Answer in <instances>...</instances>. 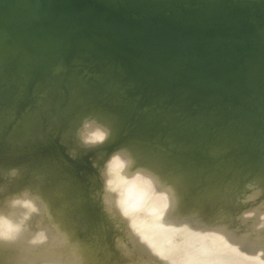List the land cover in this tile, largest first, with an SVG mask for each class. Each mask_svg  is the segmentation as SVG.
Returning a JSON list of instances; mask_svg holds the SVG:
<instances>
[{
    "label": "rangeland",
    "instance_id": "374dc122",
    "mask_svg": "<svg viewBox=\"0 0 264 264\" xmlns=\"http://www.w3.org/2000/svg\"><path fill=\"white\" fill-rule=\"evenodd\" d=\"M203 1L204 0H198L197 2H195V0H169V1L165 0V1H160L157 6L161 9L162 12L158 15L157 11L148 12V11L141 9V11H139L137 14L138 19L136 21V25L137 26H139V25L144 26V24H150L151 22H153L150 24V26H160L162 24L166 25L172 20V21H174V25L172 27L175 30V33L180 34V33H182V31L187 30L190 25L187 23V20H186L188 17L187 18L184 17V15H186L185 14L186 12L184 13L183 11H181L182 9H180L178 7V5H183L184 7L187 8V11H188L189 8H195V7L199 6ZM189 2H191V3H189ZM176 7H177V9H176ZM43 22H45V20H43ZM64 22H66V21H64ZM143 22H145V23H143ZM195 22H198V21L196 20ZM79 28H80L79 33L86 30L85 25H81V26H79ZM83 29H85V30H83ZM95 29L97 30V28H95ZM242 30H245V29H242ZM105 35L107 36V34H105ZM210 39H211V37H210ZM236 41L241 42L240 45H253V46H251V48H249V50L240 49L238 47L233 48V47L228 46V44H231L232 42L235 43ZM220 42L222 44L217 45V44H220ZM214 46H216V47L218 46V50L217 49L215 50V48L212 50V48ZM223 49L225 50L224 55L222 57L218 56L217 52L219 50L221 51ZM84 55L85 54H83L82 52L78 53L70 62H68L65 65H62L61 67H59L57 69H55V71H52L53 74L57 73L60 80H65V79L69 78L70 75H72L74 73H78L79 76H92L94 79L103 82L106 86L114 89L117 92V95L121 99H123V100L125 99V100H127L133 104L135 109H134V112L130 115L131 118L126 119L127 115L124 113V115H126V116H125V119L121 122L122 124L120 122H116V121H119L118 119L120 118L121 113H119L116 110L114 112L111 109V106L109 105V103H107L104 99L101 100L99 103L97 102V104H96V103L90 102L89 99H87V100L83 99L84 101H82L79 98H75L71 101H68L69 104H68V102H67V104H65V105H71V103H72V105L74 104L76 106L75 109L73 108V110L71 109V111H70V107H72V105L71 106H65V105H60V104L58 105V103L55 104L56 97H55L54 92L53 93L50 92L51 93L50 94V93H47L45 91L44 92L45 94L43 96H48L49 99L46 97V100H48V102L46 100H45L46 102L43 101L44 106L43 105L41 106L42 111L39 109L40 111H38L37 114H35L33 117L32 116L28 117L30 119L19 118L18 120H15V122H13L9 126L10 128H8L9 132L7 133V136H9V137L5 136V139L8 138L6 140H9V141H5V143L6 142H8L9 144L12 143L13 144V145H11L12 147H14L16 145L14 147L16 149H17V147L19 148L22 145L23 149L22 148L21 149L24 150L25 152L28 149V146H30L29 149H33V151H34V148H36L37 152H41V151L45 152V151H47L46 149L42 150L40 148L44 147V145H47V143L50 141V139H52V138L57 139V140H55L56 143H59L61 140L60 143H62L61 146H62L64 153L66 152L65 155H67V156L71 155V157L74 158L73 159L74 161L79 160L80 157L84 155V153H85V155H87V153L92 152V150L89 151L90 149H92V148H90V147H92V145H93V148H95L96 145H100V146L102 145L104 147L103 148V147L98 146L101 149H97L98 147L95 148L96 150L95 151L93 150V154H96V153L97 154L93 155L91 153L93 158H91L92 157L91 155L90 156L87 155V157H85V158H89L90 161H92V163L90 162L91 166H95L94 168H96L98 166V168H96V170L98 169L97 170L98 176L96 175L95 170L93 171V170L89 169L90 170V171L88 170L89 174L87 175V177H85V179H87L88 183L91 182L90 187H92V189H93V190L91 189L92 191H94L93 187L96 186L95 189L101 190V192L104 194L103 196H100L101 192L97 191V190H96L97 193L95 191V193L92 194V191L90 192V190H89L90 195L92 196L89 198L90 199L93 198L94 194H96L95 196L100 194L98 198L96 197L94 199L99 200V198L102 197L104 199V200L100 199V200H102V204L103 205L108 204V206L111 207V208H107L105 205L103 206L100 203L101 201L99 202V201L92 199L96 203L98 202L97 208H95V209H99V211H102L101 216L106 213L105 219H107V220H105V219L103 220L104 217H101V216L100 217L102 219L99 218V216H94V219L92 218V220L94 222H92V220H90L92 223L89 224L90 221H88L89 223H87L85 221L84 217L82 216V215H84V213H82L83 211L76 209L75 207L67 204L66 201H64L65 199H63L64 196H62L61 194H60V196L58 194L59 198H57L58 197L57 195H55L56 197L54 196V199H53V196L49 197L50 199L48 198L49 201L51 199H53L52 202H54V200H58V203L62 199L66 204L62 200H61V203L65 204L66 206L69 205V207L67 206L68 208L65 207V205H63L64 210L66 208H67V210L69 208L70 209L72 208V213L78 212L77 214H75L74 217L71 218V215H72L71 211L65 210L66 212L71 213L69 217L71 219L74 218L73 220H77V219H75V217L77 215L80 217V218L78 217L79 220H77L78 222L79 221L81 222L80 225H79L80 222L77 223V221H75L76 224H78L80 227L83 225L82 223L85 222L83 225L84 227L83 226L81 228L77 227V229L80 228V229H78L80 231L76 230L79 233L78 235H80V237L78 235L77 236L80 239H82V241L84 240L83 239V237H84L86 239L87 243L89 241L87 240L86 237L90 236L89 237L90 239L88 238L90 240L89 244H91L92 246H96L97 249L95 247H93V248H95L94 250H96L98 252H100V251L104 252L103 249L106 247L108 248V246H106V245L103 246V245L104 244L110 245V241L115 239V242L113 241L114 244H112V242H111V246H110V248H108V250H112L109 252L113 253V250L114 251L118 250L117 254H120L122 251H124L121 254L125 255L127 253L128 257L130 254H132L130 256L133 257L134 251H132L133 253H131L132 248H134L135 244H138V245L140 244L139 246L137 245L138 248L135 250L136 251L139 250V255L144 256L143 258L145 260L144 259L142 260L143 263L148 260V263L146 262L145 264H151V263L153 264L156 261H158V262H156L155 264H158L159 261H161V263L164 264V261L167 262L169 256L174 257V254L172 252L174 250L176 252V249H178V248H176V246L179 247L180 249H181V247L183 249L184 248L189 249L187 252V254H189V255L185 256L186 257L185 259H187L189 256V258H188L189 260H187L188 262H184V261L179 260L180 257L178 256L179 259H177V260H179L180 264H183V262L186 264H189V263L190 264H209V262L211 264H214L215 262H217L215 264H224V263L225 264H229V263H231V264H262L263 263L264 264V178H263L264 172L262 170L258 171V167H260L261 164H260V162H258L260 165L257 164L256 160H254L257 157H260L261 155L264 154V43H262L261 35L260 36L258 35L257 37L252 38V37H246V33H245V35H241L240 37H237V39L236 38L235 39H229L228 37L227 38L224 37L223 39H220L219 41H214L211 39V41L208 40L206 43H204V46H202L201 50H198V51L186 50L183 53V55H182L183 60L180 63V66L182 67V66L187 65L186 68H190L191 70H193V72H197L198 74L200 71H209V70L220 71V70L224 69L225 66H223L221 64V62H223L227 57H229V55L233 59L237 58L239 60V63H238V72L239 73L238 74L240 75L241 79L246 80L245 84L243 86H240V87L234 88V89H230L228 87H225L220 92L219 96H214L212 98H208V99H204V100H197V99H190V98L189 99H177V98L157 97L152 92H150L148 90L143 91V90H141V88L135 87L134 85L129 84L126 81L119 79L116 75L111 74L110 72L106 71L105 69L99 68L91 59H89L86 55L85 56ZM190 64L194 65V67H191ZM252 77L255 78V80H254L255 82L253 81ZM44 80H45L44 78H39L37 80L38 86L42 85L44 83ZM53 84L57 85L56 83H54V80H53V82H51L50 84L47 85L48 88H50L52 90V86H50V85H53ZM61 84L65 87L68 83H66V82L58 83V85L56 86L57 87L56 92L58 91L60 93V95H61V90H62ZM66 87L70 88V90H72L71 85L70 86L68 85ZM84 87H85L84 90L88 93V87L87 86H84ZM17 89H18L17 91H20V93L23 91L22 90L23 87L21 85H19ZM48 91H49V89H48ZM52 91H55V90H52ZM2 99L3 98H0V100H2ZM77 100H79V104H77L78 103ZM72 101L73 102L75 101V103H73ZM101 102H103V103H101ZM45 103H47L48 105L49 104H51V105L48 106L46 104L48 106L47 107L45 105ZM222 103L223 104L225 103V104L223 105ZM231 105L234 108L231 107ZM64 106L68 107V108H65ZM86 106L87 107L90 106L89 107L90 111L85 108ZM220 106H222V107H220ZM60 107H61V109H60ZM49 109H50V111H49ZM66 109H69V110L67 111ZM92 109H94V110H92ZM222 109H223V111H222ZM84 110L85 111L87 110L88 112L86 111V114H84L85 113ZM59 111L61 112V114ZM76 111L78 112V115L81 116L80 120H79V116L77 117L78 119L74 118L76 115ZM80 111H81V113H80ZM82 111H84V112H82ZM91 111L92 112L94 111V113L99 112L100 114L102 111L104 113L103 114L104 117H103V115H100L99 113L98 114L95 113V114H97V116L94 113H93V115H91L92 114ZM142 111H145L146 113H144V116L141 117L139 120L137 114L141 113ZM71 112H73V113H71ZM89 112H91V114ZM111 112H113V113H111ZM231 112H233V113H231ZM40 113L41 114L43 113L44 115L43 114L41 115ZM69 113H71L70 116H69ZM109 113H110V115H109ZM148 113H150L151 118H149L150 116L148 115ZM59 114H60V116H59ZM88 114L90 116H88ZM147 115H148V117H147ZM54 116L56 117V119ZM57 116H59V117L57 118ZM109 116H111L112 118L111 117L109 118ZM53 117H54V122L52 123ZM90 117L92 119L94 117L97 118V122L101 123L102 125L105 124V126L108 125L107 126L108 128L112 127L111 133L114 134V139L112 136L113 134L111 135V133L109 135H111L112 137L110 136L109 138L110 139L112 138L113 142L110 139H109L110 141L107 140L112 144L105 145V144H108L109 142L105 143V142H103V140L102 141H95V142L91 141V140L95 139V136L97 137V135L99 134L100 126H99V124L94 125L93 129H91L90 132L83 130V128L87 124L88 120L91 119ZM113 118H114V120H113ZM57 119H58V121H57ZM61 119H63V120L61 121ZM67 119L69 121H70V119L71 120L76 119L77 121H79V122H76V120H75L72 123L73 126L71 128L72 129L74 128L73 129L74 131L71 132L72 134L71 133L68 134L67 130H65V128H64L65 123L68 122ZM98 119H100L102 121H100V120L98 121ZM130 119H132V120L130 121ZM151 119L153 120V122H151ZM126 120L131 122V123L133 121V123H132L133 125L135 122V126L137 125L138 128L140 126L139 130L142 129L141 128L142 125L144 127H146L145 125L148 122H151V124L152 123L153 124L158 123L159 132L157 131V129L156 130L154 129V131H157V133L155 132V135H154L153 134L154 131H153V133L151 132L154 136L150 133L152 135V138H153V140L151 141V139H149V140L147 139L148 138L147 135H149V134L147 133V131H148L147 128H145L147 138L145 137V139L138 140V142H137V135H138L137 130L138 129L135 130V128L137 126L136 127L132 126L131 123L128 124V126H127V122H125ZM46 121H47V123H46ZM40 122H42V123H40ZM44 123L46 125H44ZM59 123H61V124L59 125ZM111 123H114V125H112ZM117 123L121 126H123V124L125 123L124 125H126L127 127L123 126V128L124 127L128 128L130 126H131L130 128H132V127L133 128L125 130L126 128L123 129ZM139 123H141V125ZM41 124H43V125L41 126ZM55 124H56V126H55ZM62 124H64V125H62ZM79 124H82V125H79ZM61 125H62V127H61ZM20 127H22V129ZM49 127H51V128H49ZM53 127H54V129L57 128V129H55L56 131L54 129H52ZM76 127H77V129H76ZM79 127H80V129H79ZM38 128L39 129L41 128L39 132H38ZM162 129H163V131H162ZM179 129H182V130L185 129L184 132H186V130L196 131V132L202 131L208 137L209 144L207 146V149L205 150V155H204L206 160H203V161L197 160V162L195 161L192 164L195 169L190 168V166H187L190 164H186L185 162H183V160H185L187 158L186 155H188V153L198 152V151H195V148H197L196 142L191 141L190 146L187 145L186 148L182 147L181 146L182 140L178 139V138H181V136H179L180 133L176 132V135L178 134V136H176V137L171 136V134L174 133L175 130H179ZM42 130L43 131H45V130L49 131V132L45 131V133L47 132L48 137L46 136V134ZM20 131H21V133H20ZM31 131L33 132L32 134L30 133ZM65 131H66V133H65ZM114 131L115 132L117 131V133H115ZM25 132H26V136H24ZM60 132L63 134H61ZM160 132H161V134H159V135H161V137H159V135H157ZM56 133L58 134V136ZM76 133H77V135H76ZM122 133H125V134H122ZM164 133H165V135H164ZM27 134H28V136H27ZM29 134H30V136H29ZM66 134H68V136H66ZM135 134H136V136H135ZM222 134H225V138L224 139L220 138V141L222 142L223 140L226 139L224 144L222 146H220L221 143L214 144L215 141L217 139H219V137ZM86 135L88 136V138ZM123 135L125 138L123 137ZM130 135L132 137L133 136L134 137L132 138ZM162 135H164V136H162ZM43 136L44 137L46 136V137L43 138ZM81 136H83V137H81ZM156 136H158V137H156ZM61 137L63 139H61ZM68 137H70V138H68ZM77 138L80 139V140H78L79 142H77ZM118 138H119V140H118ZM45 139L48 140L47 143H46L47 140H45ZM74 139H76V140H74ZM43 140H44V142L42 143ZM72 140L74 141V143L72 142ZM122 140H123V142H122ZM10 141H11V143H10ZM33 141L34 142L36 141V142L34 143ZM39 141H40V143H39ZM81 141H82L83 145L89 144L90 146L84 147L81 145L80 150H84V151H82V152L77 151V153H76V149H78V147H79L77 145H80ZM83 141H85V143H83ZM104 141H105V139H104ZM145 141H146V143H145ZM147 141L150 143L152 142V143L148 144ZM156 141H161V142H158L160 144L157 145V144H155ZM15 142H20L19 146ZM129 142L133 143V145H135V143L140 144L141 150L138 152L139 154L137 153L139 156L136 155V158L138 157L137 163L134 164L133 161H132V163H131V161H129L127 164L128 167L131 168V171L134 172L132 177L126 179L125 180L126 182L121 181L119 183L118 178H119V176L122 175L123 169H121L120 167H117V166H114V168H113L114 164H113L112 158L114 157V155H122V160H124L126 158V156L128 159L129 157L127 155V151L130 150V148L133 146ZM143 142H144V144H143ZM90 143H93V144H90ZM72 145L74 147H70ZM123 145L127 146L128 148L131 145L132 146L129 149L125 147L126 149L124 150ZM170 145L173 146V147L171 146V149H169ZM31 147H33V148H31ZM83 147H84V149H83ZM86 147L90 148V149H88L89 152H86L87 151ZM105 147H106V149H105ZM38 149H39V151H38ZM106 150H107V152H106ZM142 150L144 152H142ZM20 151H21L20 148L15 151L14 156L17 154L19 157L16 156V158H14L10 162L9 166H15V168H16V166L17 167L20 166L22 168L21 171H23V173L18 175L14 170H12V171H9L7 174H4V178H6V179L4 181V185L2 186L3 192H0V200H1L0 204L3 205V208L6 206L3 204L4 203L3 199L6 198V194L11 192V189L20 188L19 186L21 184H23L24 182L31 183L32 181L35 180V178L39 177V174L37 172L29 169L28 167L23 166V164H26L28 162V160L32 157V155L34 153H37V152L36 151L33 152L32 150L30 152H29V150H27L28 152H26V153L24 151L23 152L22 151L20 152ZM186 151H188V152L186 153ZM16 152H20V153H16ZM94 152H96V153H94ZM140 152H141V155H140ZM229 152H231L232 155L237 154L236 155L237 157L233 158L235 155L232 156L229 154ZM22 153H24V155H23L24 157H22L20 155ZM27 153H29V155H27ZM105 154H106L107 158L105 157ZM197 154H199V153H196V155ZM238 154H241V155L239 156ZM148 156L150 157V159ZM243 156H245L246 158H249L250 161L248 159L247 160L245 159L246 161H249V162H246V164H245V162H243L245 160L242 159ZM151 157L152 158L154 157V158L152 159ZM105 158L107 159V163H106L107 166L105 165L106 168L103 165L104 164L103 162L104 161L106 162V160H104ZM236 158H238L239 160L242 159L241 160L242 162L238 161ZM252 158H253V160H252ZM155 159H158V160L155 161ZM233 159L237 160L238 164ZM207 160L211 161L213 163L212 166L216 165V166H214V169H212V170L209 169L210 171L208 170V168H209L208 166H210L211 168H212V166ZM100 161L102 163H100ZM141 161H142V163H141ZM93 162H95V163H93ZM172 162H174V163H172ZM250 162H251V164H250ZM253 162L254 163L256 162V163L254 164ZM248 163H249V165H247ZM101 164L104 167H102ZM138 164H145L147 166H142V165H138ZM183 164L185 166H183ZM99 166H101L100 168L102 169V171L99 170ZM180 166L182 168H184V167L187 168L186 169L187 171L184 169L186 171V173H185V171H182L183 169L181 170ZM253 166H255L254 169H256V166H257V169L253 170L252 169ZM176 167L180 168L182 173L179 171V169L177 170ZM206 167H208V168L206 169ZM106 169H107V171H106L107 175H106V173H104V171ZM175 169L177 170V172L179 171L180 173L179 172L177 173ZM121 170H122V172L120 173L119 171H121ZM195 170H196L197 174L195 173L196 175L192 177V172H195ZM99 172L101 174L103 173L102 174L103 176L100 174L101 179H103L102 180L103 183L101 182ZM200 173H201V175H200ZM91 174L93 176H91ZM104 174L106 177H104ZM176 175H177V177H176ZM238 175H240V176L242 175L244 180L241 182H234V181L232 182V180H230L229 182L226 183V179L229 180L233 177H239ZM259 177H261V178H259ZM97 180L99 181V183ZM140 182L146 183L145 184L146 186L141 191L138 190V191H132L130 193L129 192L127 193V191L124 189V187L126 188L132 184H133V186H135V184L140 183ZM92 183H94L95 186ZM96 184H98L100 186L103 185V187H102L103 189H101L100 186L97 187ZM99 187H100V189H99ZM170 188L173 189L172 194L170 192H167L168 189H170ZM198 193H199V195H198ZM165 195H168V196L162 199V197H164ZM61 196L63 198H61ZM197 196H199V197H197ZM48 199H47V202H48ZM2 201H3V203H2ZM94 201H92V203ZM52 202L50 201L51 205H52ZM103 202H105V203H103ZM178 202H179V204H178ZM95 204H94V207H96ZM1 205H0V213H3V212H1V210H2ZM60 205H62V204H60ZM98 205H100L101 206L100 208H102L103 210H101L98 207ZM172 207H174L171 211L172 216L169 219H164V217L162 215V210L163 209H171ZM73 209L74 210L76 209V210L74 211ZM108 209H110V211H108ZM104 210H105V212H104ZM5 211H6V209H5ZM5 211H4V213H5ZM103 212H104V214H103ZM107 212H108V215L111 214L112 217H111V215L109 217L107 215ZM112 212L113 213L116 212L115 215L117 216V218H116V216L113 215ZM6 213H5L6 215H3V218L1 217L2 215L0 216L3 219V220H1L2 223L4 222L3 224H6V223L9 224L8 222L11 221L10 217H12V216L8 215V211ZM68 213H67V215H69ZM5 216H7V217H5ZM145 216H146V218H145ZM108 217H109V219L110 218H112V219L109 220ZM119 217L124 218V219H118ZM4 218H5V220H4ZM98 218H99V220H98ZM125 219L127 222L131 221L130 222L131 225L129 223H125L128 225H124L123 223L125 222ZM120 220H121V225H120ZM145 221H146V223H144V225H142V223ZM75 222H74V224H75ZM117 222H119L118 224L120 225V227H119V225H117ZM20 223H21V225L26 224V223L24 224V222H20ZM20 223L18 225H20ZM85 224L86 225L89 224L92 227H90L88 225L86 226ZM23 225H22V227H23ZM123 225L125 226V228H127V230L124 229ZM141 225L143 226L142 228H141ZM115 226H117V227H115ZM121 226H123V227H121ZM128 226H131V228H134V229L132 230ZM150 226L152 227V229H150L151 228ZM5 227H8V226L6 225ZM22 227L21 228H20V226L18 227V229H17L18 232H21V230L22 231L25 230L23 228L26 227V225L23 228ZM178 227H180V228H178ZM82 228L83 229L85 228L84 229L85 231L82 230ZM26 229L28 230V227H26ZM38 229L40 231L41 228H38ZM176 229H178V231H176ZM27 230H25V231H27ZM31 230L29 232H31V233L34 232ZM119 230H120V232H119ZM130 230H132L131 231L132 233L130 232ZM141 230H143V231H141ZM126 231L127 232L129 231L130 232V233H128L129 236L132 238L131 235H133V237H135L134 239H136V240H134L132 238L134 241L130 242V240H132V239L130 237H128V234H124V232L126 233ZM134 231H135V235H134ZM6 232H8V231H6ZM23 232L21 234H23ZM29 232H25L26 234L25 233L24 234L25 235L28 234V237H26V236L23 237L24 236V234H23V236L21 237L22 238L21 240L24 239L25 241H27V240L29 241V239H30L29 238L30 237ZM82 232L83 233L87 232V233H85L86 236H84V234ZM116 232H117V234H116ZM152 232L154 233L153 236L150 235V233H152ZM223 232H227V233H223ZM38 233L39 232H37V234ZM118 233L119 234L121 233L122 235L118 236ZM7 234L6 233L0 234V244L1 245L4 244V246L8 245V247L12 246V248H10V249H11V251L13 248L15 249V250H13L14 255L18 254L17 257L18 256L21 257L20 258L21 260L25 256L24 260L25 259L27 260L28 256L26 257V255L29 254V253H27L28 249H29V246H27V244L29 242L27 241V243H26L23 240V243H22V241L19 240L20 238L17 240L14 238L9 239L10 237H7L8 236ZM44 234H46V233H43L42 235H44ZM81 234L83 237L81 236ZM99 234H101V235H99ZM123 234L126 235V237ZM171 234H175V236L178 235V237H176L175 240L173 238V240L171 241L169 239L170 238L172 239V237H175V236H170ZM114 235H116V236H114ZM137 235L139 238L137 237ZM228 235L233 236L231 241L229 240L230 238L227 237ZM1 236L3 238H1ZM122 236L124 237L123 239H126L127 242H125V240H123V239L122 240L120 239ZM6 237H7V239H6ZM25 238L26 239L29 238V239L26 240ZM43 238H45V237L43 236ZM117 238H118V240L120 239L121 241L119 240V242H118ZM128 238L130 240H128ZM9 240H11V243L9 242ZM139 240H143V241L140 242ZM91 241L95 245H93L91 243ZM106 241H107V243H106ZM122 241H123V244L126 243L127 245L125 244L126 246L124 245V246L120 247ZM175 241H177L178 243ZM129 243H131L130 245H132V246H130ZM133 243H134V245H133ZM146 243H148V245H150V246L148 247V245ZM41 244H43V243H41ZM41 244H40V248L42 247ZM141 244H143L144 246ZM9 245H11V246H9ZM29 245H30V243H29ZM113 245H115V246L119 245L118 247H120V249H118V247H115V246H114V248L115 249L117 248V250H115L114 248L111 249V247ZM161 245L163 248L168 247L167 250L170 252H168L167 250L164 249V252H165L164 253L163 250H161L162 247L160 249ZM24 246L26 247V249ZM101 246L103 247V249H101ZM128 246L130 247L131 250H129ZM140 246L143 248L141 249ZM151 246L154 249L158 246L159 249L157 248L158 250L157 249L154 250L153 248H150ZM171 246H174L173 247L174 250L170 248ZM125 247H126V251L128 248L127 252L125 251ZM31 248H32V246H30V249ZM38 248L34 249V251H35L34 254L36 256L34 254H32V256H34V257L31 258L32 256H29L28 260L30 259V261H31L32 259L37 257L38 253H36V252H37ZM147 248H150L149 250L151 253L149 252V250ZM143 249L147 250V251H145V254H143L144 252L141 251ZM151 249H153L155 252L152 253ZM180 249H178V251H181ZM24 250H26L25 253H27V254L24 253ZM104 250H106V249H104ZM140 251L142 253H140ZM129 252H130V254H129ZM148 252H149L150 256H149V254H146ZM156 252H162V255H160L161 253L157 254ZM19 253L20 254L23 253L22 254L23 257L21 255H19ZM105 253H107V252L105 251L104 254ZM136 253L137 252H135L134 255L139 256ZM165 254L168 256V258L166 257L167 260H165V257H163V256H166ZM212 254H214V255H212ZM247 254H251L253 256V259H244V258L238 257V256L242 257L244 255L246 256ZM146 256H148L149 259H147ZM152 256H155V257L159 256V257H157V259L158 258H160V259L154 260L155 257L152 258ZM12 257L14 258L16 256H11L10 258H12ZM19 257L15 260L9 259V262H8V259L4 260L7 263L4 261H0V264H19V263L25 264V261L24 260L21 261L19 259ZM125 257H127V256L125 255ZM161 257H162V259H164V261L161 260ZM173 257L171 259H173ZM204 257L206 260H202V259H204ZM227 257H229V258H227ZM209 259H211V260H209ZM223 259L228 260V261H224ZM18 260H20V262ZM150 260H153L154 262L150 261ZM218 260H220V261L218 262ZM30 261H27V263H29ZM35 261H33V262L31 261L30 263L35 264L37 262V261L36 262ZM174 261H175V259H174ZM17 262H19V263H17ZM149 262H151V263H149ZM161 263H159V264H161ZM167 263L169 264V262H167ZM170 263L176 264L175 262H170Z\"/></svg>",
    "mask_w": 264,
    "mask_h": 264
},
{
    "label": "bare ground",
    "instance_id": "6f19581e",
    "mask_svg": "<svg viewBox=\"0 0 264 264\" xmlns=\"http://www.w3.org/2000/svg\"><path fill=\"white\" fill-rule=\"evenodd\" d=\"M257 4L261 7V8H264V0H246L245 1V3H242L241 2V0H218V1H213V2H211L210 0H204L199 6H197V7H195V8H189L188 9V11H187V8L186 7H184L183 5H178V7L180 8V9H182L181 11H183L186 15H184V17H188L186 20H187V23L190 25L189 26V28L187 29V30H185V31H182V33H180V34H176L175 33V30L173 29V25H174V21H170L168 24H166V25H160V26H150V24L151 23H153V22H151L150 24H144V26H137L136 24L133 26V25H131V26H133V27H131V28H129V29H104V28H101V27H99V26H95V25H91L89 22H88V20L86 19V17L84 16V15H75L71 10L70 11H68V10H62V11H59V12H56V13H49V15L47 14V15H40L37 19H39V20H41L42 22H43V20H45V22H44V24L46 23V24H48V26H51V28H53V29H50V27H46V29L44 30V32L46 33V35H53V36H58V35H60V34H62V32H69V29H72L73 30V32H71V33H73V34H78L79 33V31H80V28H79V26H81V25H85V27H86V29L87 30H85V31H87V32H90L89 30H93V32H95L96 31V29L95 28H97V30H102V31H104V30H107L106 32H101L102 33V35H105V34H107L108 35V37H109V35H110V37H112V39H114L116 42L118 41V38H121V40H122V38H124V45L123 46H128V45H132L134 48L135 47H137L139 50H141V52L142 53H144V54H146V55H148V56H150V57H152V58H154V59H159V57L160 58H162V59H173V60H175V62H177L179 65H180V63L182 62V55H183V53L186 51V50H193V51H198V50H201V48H202V46H204V43H206L208 40H210L211 41V39L212 40H214V41H219L220 39H223L224 37H228L229 39H235V38H237V37H240L241 35H245V33H246V37H252V38H255V37H257L258 35L260 36L261 35V31H260V26L258 27V26H256V25H254V23H253V21H251L252 20V18H251V16H254V15H259L258 17H264V11H262V10H258V7H257ZM243 7H245V8H243ZM178 8V9H179ZM186 8V9H185ZM246 8H248V9H246ZM176 9H177V7H176ZM179 9V10H180ZM221 14H224L225 16L226 15H229L230 17H232L231 18V22H230V25L229 26H227L226 27V25H225V23L222 21V20H220V21H218V16L219 15H221ZM35 16V15H34ZM36 17V16H35ZM260 17V18H261ZM198 21V22H195V21ZM209 20H210V22H209ZM64 21H66V22H64ZM190 22V23H189ZM200 22V23H199ZM143 23H145V22H143ZM232 24V25H231ZM197 26H200L199 28L197 27ZM48 29V30H47ZM89 29V30H88ZM134 29V30H133ZM242 29H245V30H242ZM95 30V31H94ZM48 31V32H47ZM98 32V31H97ZM96 32V33H97ZM50 33V34H49ZM244 33V34H243ZM106 36V35H105ZM210 37H211V39H210ZM120 40V39H119ZM117 43H119V42H117ZM200 52V51H199ZM85 56V55H84ZM81 57V56H80ZM88 59V58H87ZM80 60V59H79ZM86 60V59H85ZM91 61V60H90ZM191 65V67H194V65H192V64H190ZM97 80H93V81H91V83L92 84H90V85H85L84 84V82L82 81V80H80V79H77V81L76 82H74V84H72L71 83V91H77L75 88H79L80 90H84V86H87L88 87V97H86L85 99L87 100V99H89L90 100V102H93V103H96L97 104V102L99 103L101 100H103L104 98H102L101 97V95L99 94V93H97L98 91H96L93 87H94V84L93 83H101V82H96ZM56 86V85H55ZM53 90H55V89H53ZM54 94H55V97H56V102H57V100H58V98H59V96H60V93L57 91H55L54 92ZM0 98H2V95H0ZM49 99V98H48ZM47 102H48V100H46ZM45 101V102H46ZM78 101V103L77 104H79V100H77ZM82 101H84V100H82ZM39 102V101H38ZM52 102V101H51ZM50 102V103H51ZM54 102V101H53ZM73 102V101H72ZM105 102V101H104ZM73 103H75V101L73 102ZM101 103H103V102H101ZM47 103H45V105H46ZM68 104H69V102H68ZM91 104V103H90ZM223 104V103H222ZM225 104V103H224ZM223 104V105H224ZM43 105V104H42ZM42 105H40L39 107V109L41 110V106ZM48 105V104H47ZM46 105V106H47ZM49 105H51V104H49ZM48 105V106H49ZM58 105H59V103H58ZM71 105H72V103H71ZM71 105H65V106H71ZM47 106V107H48ZM64 106V107H65ZM63 107V106H62ZM89 107L90 106H86L85 108L86 109H88L89 111H90V109H89ZM92 107V106H91ZM220 107H222V106H220ZM231 107H233L232 105H231ZM65 108H68V107H65ZM64 108V109H65ZM73 108L75 109L76 108V106L73 104L72 105V107H70V111H71V109L73 110ZM93 108V107H92ZM234 108V107H233ZM238 108V107H237ZM44 109V108H43ZM53 109V108H52ZM60 109H61V107H60ZM59 109V110H60ZM67 111L69 110V109H66ZM92 110H94V109H92ZM101 110V109H100ZM241 110V109H240ZM42 111V110H41ZM49 111H50V109H49ZM53 111V110H52ZM62 111V110H61ZM85 111V110H84ZM84 111H82V112H84ZM87 111V110H86ZM86 111H85V113L84 114H86ZM222 111H223V109H222ZM225 111V110H224ZM60 112V111H59ZM63 112V111H62ZM88 112V111H87ZM92 112V111H91ZM91 112H89L90 114H91ZM48 113V112H47ZM52 113V112H51ZM50 113V114H51ZM57 113V112H56ZM55 113V114H56ZM71 113H73V112H71ZM71 113H69V116H70V114ZM80 113H81V111H80ZM93 113H94V111L92 112V114L91 115H93ZM95 113H97V112H95ZM94 113V114H95ZM99 113V112H98ZM97 113V114H98ZM111 113H113V112H111ZM231 113H233V112H231ZM41 114V113H40ZM43 114V113H42ZM41 114V115H42ZM60 114H61V112H60ZM60 114H59V116H60ZM83 114V113H82ZM81 114V115H82ZM97 114H95L96 116H97ZM100 114V113H99ZM104 113L101 111V114L100 115H103ZM108 114V113H107ZM118 114V113H117ZM44 115V114H43ZM46 115V114H45ZM109 115H110V113H109ZM114 115V114H113ZM116 115V114H115ZM120 115V114H119ZM34 116V115H33ZM32 116V117H33ZM59 116H57V118L59 117ZM79 116V120L81 119L80 117V115H78V112L76 111V115H75V117L74 118H76V119H78L77 117ZM83 116V115H82ZM88 116H90L89 114H88ZM95 116V117H96ZM107 116V115H106ZM125 116L126 115H122L121 114V116H120V118L118 119L119 121H116V122H122L124 119H125ZM40 117V116H39ZM44 117V116H43ZM55 117V116H54ZM54 117H53V120H52V123L54 122ZM91 118L90 120H88V122H87V124L85 125V127L83 128V130H85V131H88V132H90L91 131V129H93V126L94 125H97V124H99V126H100V128H99V134L97 135V137L95 136V139H93V140H91L92 142H95V141H102L103 140V142H105V143H108L110 140H112V142H113V139H114V134L113 133H111V129H112V127L110 128H108L107 126H105V124H101V123H99V122H97V118ZM103 117H104V115H103ZM111 116H109V118H110ZM112 118V117H111ZM128 117L126 116V119H127ZM129 118H131V116H129ZM28 119H30V118H28ZM32 119V118H31ZM50 119V118H49ZM52 119V118H51ZM55 119H56V117H55ZM73 119V118H72ZM75 119V120H76ZM84 119V118H83ZM101 119V118H100ZM100 119H98V121L100 120ZM134 119V118H133ZM18 120V119H17ZM44 120V119H43ZM60 120V119H59ZM63 119H61V121H62ZM66 120V119H65ZM68 120V119H67ZM75 120H71L70 119V121L68 120V122L67 123H65V125L64 124H62V125H64V128H65V130H67V133L68 134H70L71 132H73L74 130V128L72 129L71 127L73 126V122L75 121ZM107 120V119H106ZM113 120H114V118H113ZM132 119H130V121H131ZM57 121H58V119H57ZM60 121V122H61ZM100 121H102V120H100ZM15 122V121H14ZM76 122H79V121H77L76 120ZM75 122V123H76ZM111 122V121H110ZM125 122H127V126H128V124H130L131 122H129V121H125ZM23 123V122H22ZM40 123H42V122H40ZM46 123H47V121H46ZM57 123V122H56ZM74 123V124H75ZM132 123H133V121H132ZM131 123V124H132ZM61 123H59V125H60ZM112 125H114V123H111ZM118 124V123H117ZM122 124V123H121ZM125 124V123H124ZM123 124V126H126V125H124ZM140 125H141V123H139ZM14 125V124H13ZM43 124H41V126H42ZM44 125H46L45 123H44ZM51 125V124H50ZM62 125H61V127H62ZM79 125H82V124H79ZM119 125V124H118ZM155 125H156V123H155ZM40 126V127H41ZM54 126V125H53ZM55 126H56V124H55ZM111 126V125H110ZM119 126H121V125H119ZM123 126H121L122 128H123ZM126 126V127H127ZM132 126H135V122H134V125L132 124ZM137 126V125H136ZM135 126V127H136ZM145 126H147V124L145 125ZM14 127V126H13ZM16 127V126H15ZM23 127V126H22ZM22 127H20L21 129H22ZM26 127V126H25ZM52 127V126H51ZM51 127H49V128H51ZM82 127V126H81ZM120 127V128H121ZM126 127H124V128H126ZM131 127V126H130ZM130 127H128V128H126L125 130H127V129H132V128H130ZM144 126L142 125L141 126V130H139V128H140V126H139V128H138V126L135 128V130L136 129H138L137 130V132H138V135H137V142H138V140H141V139H145V137H146V127H144ZM10 128V127H9ZM27 128V127H26ZM116 128V127H115ZM123 128V129H124ZM41 129V128H40ZM40 129L38 128V132L40 131ZM47 129V128H46ZM52 129H54V127L52 128ZM55 129H57V128H55ZM54 129V130H55ZM72 129V130H71ZM76 129H77V127H76ZM79 129H80V127H79ZM122 129V130H123ZM27 130V129H26ZM49 130V129H48ZM48 130H45V131H47V132H49ZM59 130V129H58ZM121 130V129H120ZM156 130V129H155ZM161 130V129H160ZM37 131V130H36ZM35 131V132H36ZM43 131V130H42ZM45 131H43L44 133H45ZM52 131V130H51ZM50 131V132H51ZM56 131V130H55ZM64 131V130H63ZM154 131V130H153ZM153 131H152V133H153ZM158 132H159V130H157ZM157 131H154V135H155V132L157 133ZM162 131H163V129H162ZM165 131V130H164ZM169 131V130H168ZM9 132V130H8V128H7V132L4 134V136H0L1 138H0V192H3V185H4V181H5V179L6 178H4V174H7L9 171H12V170H14L18 175L19 174H21V173H23V171H21V167L20 166H16V168H15V166H9V164H10V162L14 159V158H16V156H18L17 154L14 156V153H15V151L16 150H18L19 148H20V150L23 152L24 150H22L23 148V146L21 145V147H17V149L16 148H14V147H12L11 145H13L12 143H11V141H10V143L11 144H9L8 142H6L5 143V141H9V140H6V139H8V138H6L5 139V136H7V133ZM15 132V131H14ZM29 132V131H28ZM27 132V133H28ZM47 132L45 133L46 134V136H47ZM115 132V131H114ZM122 132V131H121ZM126 132V131H125ZM136 132V133H137ZM174 132V131H173ZM20 133H21V131H20ZM31 134L33 133L32 131L30 132ZM37 133V132H36ZM52 133V132H51ZM58 133V132H57ZM56 133V134H57ZM61 133V132H60ZM65 133H66V131H65ZM78 133V132H77ZM77 133H76V135H77ZM111 133V135L113 136V139L111 138H109L111 135H109ZM115 133H117V131L115 132ZM130 133V132H129ZM133 133V132H132ZM151 133V134H152ZM35 134V133H34ZM33 134V135H34ZM41 134V133H40ZM61 134H63V133H61ZM68 134H66V136H68ZM72 134V133H71ZM122 134H125V133H122ZM134 134V133H133ZM151 134H149V135H147L148 136V138H149V136L151 135ZM152 134V135H153ZM159 134H161V132L160 133H158L157 135H159ZM163 134V133H162ZM38 135V134H37ZM49 135V134H48ZM82 135V134H81ZM94 135V134H93ZM127 135V134H126ZM152 135L150 136L151 138H152ZM153 135V136H154ZM164 135H165V133H164ZM164 135H162V136H164ZM24 136H26V132H25V135ZM27 136H28V134H27ZM29 136H30V134H29ZM35 136V135H34ZM41 136V135H40ZM45 136V137H46ZM52 136V135H51ZM57 136H58V134H57ZM71 136V135H70ZM74 136V135H73ZM87 136V135H86ZM111 136V137H112ZM116 136V135H115ZM120 136V135H119ZM131 136V135H130ZM135 136H136V134H135ZM177 136H178V134H177ZM179 136H181V134L179 135ZM7 137H9V136H7ZM38 137V136H37ZM44 136H43V138H45ZM48 137V136H47ZM76 137V136H75ZM81 137H83V136H81ZM92 137V136H91ZM107 137V138H106ZM123 137H124V135H123ZM122 137V138H123ZM132 137V136H131ZM134 137V136H133ZM132 137V138H133ZM156 137H158V136H156ZM155 137V138H156ZM159 137H161V135H159ZM39 138V137H38ZM42 138V139H43ZM52 138V137H51ZM68 138H70V137H68ZM74 138V137H73ZM80 138V137H79ZM87 138H88V136H87ZM90 138V137H89ZM125 138V137H124ZM131 138V139H132ZM147 138V137H146ZM147 138V139H148ZM14 139V138H13ZM61 139H63L62 137H61ZM65 139V138H64ZM81 139V138H80ZM80 139H78L77 138V142H79L78 140H80ZM104 139H105V141H104ZM110 139V140H109ZM31 140V139H30ZM38 140V139H37ZM45 140H47V139H45ZM68 140V139H67ZM74 140H76V139H74ZM107 140H109V141H107ZM116 140V139H115ZM114 140V141H115ZM118 140H119V138H118ZM135 140V139H134ZM152 140H153V138H152ZM14 141V140H13ZM41 141V140H40ZM40 141H39V143H40ZM59 141V140H58ZM61 141V140H60ZM69 141V140H68ZM107 141V142H106ZM121 141V140H120ZM127 141V140H126ZM162 141V140H161ZM164 141V140H163ZM34 142V141H33ZM32 142V143H33ZM36 142V141H35ZM34 142V143H35ZM44 142V140L42 141V143ZM48 142V140L46 141V143ZM65 142V141H64ZM72 142L74 143V141L72 140ZM71 142V143H72ZM89 142V141H88ZM117 142V141H116ZM122 142H123V140H122ZM128 142V141H127ZM142 142V141H141ZM148 142V141H147ZM9 145H8V144ZM15 143H17V145L19 146V144H20V142H15ZM22 143V142H21ZM30 143V142H29ZM33 143V144H34ZM72 143V144H73ZM83 143H85V141H83ZM87 143V142H86ZM99 143V142H98ZM101 143V142H100ZM129 143H131V142H129ZM145 143H146V141H145ZM150 142H148V144H149ZM152 143V142H151ZM150 143V144H151ZM156 143H158V142H156ZM171 143V142H170ZM174 143V142H173ZM24 144V143H23ZM66 144V143H65ZM88 144V143H87ZM90 144H93V143H90ZM104 144V143H103ZM109 144H112V143H108V144H105V145H109ZM123 144V143H122ZM132 145H133V143H131ZM142 144V143H141ZM143 144H144V142H143ZM172 144V143H171ZM29 145V144H28ZM42 145V144H41ZM44 145V144H43ZM90 146L89 144L88 145H83L82 144V141L80 142V145H77V146H79L78 147V149H76V153H77V151H84V150H80L81 149V147L80 146ZM104 145V146H105ZM114 145V144H113ZM128 145V144H127ZM131 145V146H132ZM146 145V144H145ZM27 146V145H26ZM36 146V145H35ZM45 146V145H44ZM66 146V145H65ZM98 146H100V145H96V147L95 148H97ZM124 146V145H123ZM122 146V147H123ZM130 146V145H129ZM130 146V147H131ZM217 146V145H216ZM25 147V146H24ZM70 147H74L73 145L72 146H70ZM84 147H83V149H84ZM100 147H103L102 145L100 146ZM100 147H98L97 149H101ZM107 147V146H106ZM106 147H105V149H106ZM109 147V146H108ZM128 148L127 146H124V150L126 149V148ZM129 147V148H130ZM185 148H186V146H184ZM218 147V146H217ZM220 147V146H219ZM22 148V149H21ZM30 148V146H28V149L27 150H29V152L32 150L33 151V149H29ZM31 148H33V147H31ZM38 148V147H37ZM66 148V147H65ZM87 148V147H86ZM85 148V149H86ZM90 148H92V149H90ZM90 148H87V151L86 152H89V151H91L92 150V152H89V153H92L93 154V150L95 151L96 149L95 148H93V145H92V147H90ZM104 148V147H103ZM111 148V147H110ZM128 148V149H129ZM191 148V147H190ZM14 149V150H13ZM16 149V150H15ZM26 149V148H25ZM40 149H42V147L40 148ZM88 149H90L89 151H88ZM104 149V150H105ZM26 150V152H28ZM43 150V149H42ZM67 150V149H66ZM108 150V149H107ZM107 150H106V152H107ZM121 150V149H120ZM141 150V148H140V144H137V143H135V145H133L131 148H130V150H128L127 151V155H128V159H127V156H126V158L124 159V160H122V155H114V157L112 158L113 159V168H114V166H117V167H120L121 169H123V173H122V175L121 176H119V183L121 182V181H124V182H126L125 180L126 179H128V178H130V177H132V175H133V171H131V168L130 167H128V162L129 161H131V163H132V161L134 162V164H136L137 163V158H136V155H138L139 153V151ZM14 151V152H13ZM20 151V152H21ZM34 151H36L37 152V150H36V148H34ZM33 151V152H34ZM38 151H39V149H38ZM70 151V150H69ZM68 151V152H69ZM102 151V150H101ZM117 151V150H116ZM119 151V150H118ZM182 151V150H181ZM20 152H16V153H20ZM25 152V151H24ZM25 152V153H26ZM75 152V151H74ZM80 152V153H81ZM142 152H144L143 150H142ZM66 153V152H65ZM70 153V152H69ZM84 153V152H83ZM94 153H96V152H94ZM114 153V152H113ZM138 153V154H137ZM31 154V153H30ZM68 154V153H67ZM79 154V153H78ZM92 154H90L91 156H92ZM97 154V153H96ZM96 154H93V155H96ZM145 154V153H144ZM229 154L230 155H232L231 154V152H229ZM22 157H24L23 155H24V153H22V154H20ZM27 155H29V153H27ZM81 155V154H80ZM84 155H85V153H84ZM83 155V156H84ZM89 155V156H90ZM111 155V154H110ZM140 155H141V152H140ZM148 155V154H147ZM220 155V154H219ZM223 155V154H222ZM235 155V154H234ZM234 155H232V156H234ZM237 155V154H236ZM234 156L233 158H235V157H237V156ZM239 156L241 155V154H238ZM69 156H71V155H69ZM83 156H81V157H83ZM86 156V155H85ZM139 156V155H138ZM238 156V157H239ZM19 157V156H18ZM105 157L107 158V156H106V154H105ZM141 157V156H140ZM149 157V156H148ZM155 157V156H154ZM153 157V158H154ZM224 157V156H223ZM245 156H243L242 157V159H246V157L244 158ZM29 158V157H28ZM85 158V157H84ZM91 158H93V156L91 157ZM104 159V160H106V162L104 161L103 163V165L105 166H107V159ZM119 158V159H118ZM142 158V157H141ZM140 158V159H141ZM152 158V157H151ZM152 158V159H153ZM20 159V158H19ZM86 159V158H85ZM88 159V161H89V163H88V167H89V169L90 170H95V172H96V175L98 174L97 173V170H96V168H98V166L96 167V168H94L95 166H91V164H90V162L92 163V161H90V159L89 158H87ZM149 159H150V157H149ZM151 159V160H152ZM238 161H241V160H239L238 158H236ZM97 160V159H96ZM142 160V159H141ZM158 159H155V161H157ZM233 160H235V159H233ZM237 160H235V162L237 163L238 161ZM247 160V159H246ZM243 161V162H245V164H246V162H249V161ZM252 160H253V158H252ZM254 160H256V159H254ZM80 160H77V161H74V162H79ZM143 161V160H142ZM142 161H141V163H142ZM242 162V161H241ZM256 162H257V164H259L258 163V161L256 160ZM255 162V163H256ZM62 161L61 160H59V158L57 159V156H56V154H55V152H52L51 150H49V151H41V152H37V153H34L33 155H32V157L28 160V162L26 163V164H23V166H25V167H28L29 169H31V170H33V171H35V172H37L38 174H39V177L38 178H35V180L34 181H32L31 183H29V182H24L23 184H21L19 187L20 188H14V189H11V192L10 193H8V194H6V198H4L3 200H4V203H3V201H2V203L4 204V205H6L4 208L6 209V211H5V209L3 208V205H1V207H2V210H1V212H3L4 213V211H5V213L8 211V215H10V216H12V217H10L11 218V221L10 222H8L9 224H3L2 222H1V220H3L2 218H3V215H6L5 213L3 214V213H0V216L2 217H0V234H7L8 236L7 237H10L9 239H12V238H14V239H19V240H21L22 238V236H23V234L25 233V232H29L31 229V231H34V232H29L30 233V239L29 238H27V239H29V243H30V245H29V243L27 244V246H29V249H28V252L27 253H29L28 255H26V257L28 256H32V254H34V249H36V248H38L37 249V252L36 253H38V255H37V257H35L34 259H32L31 261L33 262V261H35L36 263L35 264H145L146 262L148 263V260L146 261V262H142V260L144 259L143 257V255L142 256H140L139 255V250L138 251H136L135 249H137L138 248V246L140 245H138V244H135V246H134V248H132V250L130 249V247H129V250H131V253H133L132 251H134V253L135 252H137L136 254L137 255H139V256H135L134 255V253H133V257H131L130 255H132V254H130V252H129V257H128V255H127V253L125 254L127 257H125V255L124 254H121L122 252H124V251H120L121 253L120 254H117V248L115 249L114 248V246L115 245H113L112 247H111V249H115V250H117V251H114L113 250V253H110L109 251H112V250H108V248H110V246H111V242H112V244H114L113 243V241L115 242V239H113V240H109L110 241V245H108V244H104L103 246H108V248L106 247V248H104V249H106V250H104L103 249V247L101 246V249H103V251L105 252H107V253H105L104 254V252H98V251H96V250H94L95 248L97 249V247L96 246H92L91 244H89L90 243V236H88V237H86L87 238V240L89 241L88 243L86 242V239L82 236V234H81V236L83 237V241H82V239H80L79 237H80V235H78L79 233L76 231V230H78V229H80L83 225H84V223L85 222H83L82 224V226L80 227L79 225L81 224V222L79 223L77 220H79V216L77 215L76 217H75V219H77V220H73V219H71L72 217H74L75 216V214H77L78 212H73L72 213V208L70 209H68L69 211H71V213H72V215H71V218L69 217L70 216V214L71 213H68V212H66L65 210H67V208L69 207V205L70 206H73V207H75L76 209H79V210H81V211H83L82 213H84V215H82L83 217H84V219H85V221L87 222V223H89L88 221H90V220H92V218L94 219V216H99V218H101V217H104L103 218V220L105 219V215H106V213L104 214V212H105V210H104V212H103V214L104 215H102L101 216V212L102 211H99V209H95V208H97V203L94 201V200H96V201H101L100 203L102 204V200H104L102 197L101 198H99V200H97V199H94V198H98L99 197V195L100 196H103L104 194L101 192V190H97V189H95L96 188V186L94 185V183H92L95 187H93L94 188V191H92L93 189H92V187H91V189H89L90 190V192L92 191V194L93 193H95V191L97 190V191H100L101 193L99 194V195H97V196H95L96 194H94L93 195V198H89V197H92L91 195H90V192H89V190H86L85 188H84V184L83 183H81L76 177H74L71 173V167H73L72 165L73 164H71L70 162H69V165H71V166H68L66 163H64L63 164V166H62ZM73 163V162H72ZM93 163H95V162H93ZM100 163H102L101 161H100ZM110 163V162H109ZM172 163H174V162H172ZM254 163V162H253ZM254 163V164H255ZM75 164V163H74ZM238 164V163H237ZM250 164H251V162H250ZM261 164V165H260ZM259 165H260V167H258V171L259 170H262L263 172H264V163H260ZM93 165V164H92ZM99 165V164H98ZM138 165H142V166H147V165H145V164H138ZM247 165H249V163L247 164ZM101 166H102V164H101ZM101 166H99V170H101L102 171V169L100 168ZM104 166H102V167H104ZM106 166H105V168H106ZM175 166V165H174ZM182 166V165H181ZM180 166V167H181ZM183 166H185L184 164H183ZM237 166V165H236ZM235 167V166H234ZM249 167V166H248ZM254 167L255 166H253V170H256L257 169V166H256V169H254ZM74 168V167H73ZM94 168V169H93ZM80 169H83L82 167L80 168ZM88 169V170H89ZM116 169V168H115ZM146 169V168H145ZM176 169L178 170L179 169V171L181 172V170L182 171H185L187 168H182L181 167V170H180V168H177L176 167ZM175 169V170H176ZM185 169V170H184ZM84 170V169H83ZM89 170V171H90ZM177 170H176V172H177ZM18 171V172H17ZM100 171V172H101ZM107 169L104 171V173H106V175H107ZM178 171V172H179ZM187 171V170H186ZM186 171H185V173H186ZM232 171V170H231ZM245 171V170H244ZM92 172V171H91ZM94 172V173H95ZM99 172V176H100V179H101V175L103 174H101ZM120 173L122 172V170L121 171H119ZM177 172V173H178ZM179 172V173H180ZM249 172V171H248ZM182 173V172H181ZM88 174V173H87ZM101 174V175H100ZM91 176H93L92 174H91ZM98 176V175H97ZM103 176V175H102ZM87 177V176H86ZM95 177V176H94ZM104 177H106L105 176V174H104ZM176 177H177V175H176ZM98 178V177H97ZM103 178V177H102ZM259 178H261V177H259ZM264 178V177H263ZM262 178V179H263ZM92 180V179H91ZM90 180V181H91ZM99 180V179H98ZM97 180V181H98ZM103 179H101V182L103 183V181H102ZM128 181V180H127ZM95 182V181H94ZM12 183V182H11ZM91 183V182H90ZM89 183V184H90ZM96 183V182H95ZM98 183H99V181H98ZM107 183V182H106ZM146 183L145 182H140V183H137V184H135V186H133V184L132 185H130V186H128V187H124V189L127 191V193L129 192H132V191H141L142 189H144V187L146 186L145 185ZM97 185V187L98 186H100V185H98V184H96ZM101 187V189H103L102 187H103V185L102 186H100ZM100 187H99V189H100ZM97 191H96V193H97ZM172 191H173V189H168V191L167 192H170L171 194H172ZM58 194H59V196H60V194L62 195V196H64V198L61 196V198H63V199H65L64 201H66V203L67 204H69V205H65V204H63V203H61V200H60V202L58 203V200H54V202H52V200L54 199V196L55 195H57L58 196ZM90 195V196H89ZM198 195H199V193H198ZM51 196H53V199H51L50 201L52 202V205H51V203H50V201H49V197H51ZM59 196L57 197V198H59ZM95 196V197H94ZM168 195H165L164 197H162V199L163 198H165V197H167ZM56 197V196H55ZM197 197H199V196H197ZM49 198V199H48ZM47 199H48V202H47ZM92 199H94V200H92ZM100 199H102V200H100ZM94 201L93 203H92V201ZM179 201V200H178ZM0 203H1V200H0ZM6 203V204H5ZM103 203H105V202H103ZM54 204V205H53ZM60 204H62V205H60ZM94 204H95V206L96 207H94ZM100 204V205H101ZM136 204V203H135ZM178 204H179V202H178ZM177 204V205H178ZM60 205V206H59ZM63 205H65V207H67L65 210H64V206ZM100 205H98V207L100 208L101 206ZM103 205V204H102ZM105 205V204H104ZM103 205V206H104ZM176 205V206H177ZM102 206V207H103ZM107 208H111V207H109L108 206V204H106L105 205ZM175 207V206H174ZM174 207H172L171 209H163L162 210V215H163V217H164V219H169L171 216H172V209L174 208ZM106 208V209H107ZM75 209V210H76ZM101 210H103L102 208H100ZM4 210V211H3ZM67 210V211H68ZM74 210V209H73ZM74 210V211H75ZM98 210V211H97ZM114 210V209H113ZM108 211H110V209H108ZM115 211V210H114ZM98 212V213H97ZM100 212V213H99ZM67 213L69 214V215H67ZM81 213V214H82ZM111 213V212H110ZM113 213V212H112ZM80 214V213H79ZM100 214V215H99ZM116 214V212H114L113 213V215L114 216H116L115 215ZM7 215V216H8ZM107 215H108V212H107ZM111 215V214H110ZM110 215H108L109 217H110ZM7 216H5V217H7ZM81 216V215H80ZM101 216V217H100ZM147 216V215H146ZM146 216H145V218H146ZM9 217V216H8ZM79 217V218H78ZM107 217V216H106ZM109 217H108V219H109ZM111 217H112V215H111ZM97 218V217H96ZM95 218V219H96ZM99 218H98V220H99ZM116 218H117V216H116ZM102 219V218H101ZM110 219H112V218H110ZM109 219V220H110ZM115 219V218H114ZM118 219H124V218H121V217H119ZM127 219V218H126ZM126 219H125V222L123 223L124 225H128V224H125V223H129L130 225H131V221L130 222H127L126 221ZM4 220H5V218H4ZM14 220V221H13ZM82 220V219H81ZM97 220V221H98ZM105 220H107V219H105ZM129 220V219H128ZM146 220V219H145ZM149 220V219H148ZM147 220V221H148ZM158 220V219H157ZM75 221H77V223H79V225L78 224H76V222ZM102 221V220H101ZM119 221V220H118ZM124 221V220H123ZM20 222H24V224L26 225V227H28V230L26 229V227H24L25 225H23V227H22V225H21V223ZM74 222H75V224L77 225H75L74 224ZM92 222H94L93 220H92ZM91 221H90V223L89 224H91L92 223ZM20 223V225H18ZM119 222H117V225H119L118 224ZM144 223H146V221L145 222H143L142 223V225H144ZM89 224H87L88 226H90ZM8 226V227H5V226ZM86 225V224H85ZM86 225V226H87ZM120 225H121V220H120ZM120 225H119V227H120ZM123 225V226H124ZM141 225V228L143 227ZM218 225V224H217ZM20 226V228L22 227L23 229H25V230H27V231H25V230H21V232H18V227ZM76 226V227H75ZM85 226V227H86ZM123 226H121V227H123ZM77 227H80V228H78L77 229ZM84 227V226H83ZM90 227H92V226H90ZM115 227H117V226H115ZM129 228H131V226H128ZM151 227V226H150ZM154 227V226H153ZM181 227V226H180ZM180 227H178V228H180ZM19 228V229H20ZM38 228H41L40 229V231H39V229ZM44 228V229H43ZM89 228V227H88ZM85 229V228H84ZM83 228H82V230H84ZM87 229V228H86ZM90 229V228H89ZM124 229H126L127 230V228H125V226H124ZM132 230L134 229V228H131ZM150 229H152V227L150 228ZM182 229V228H181ZM95 230V229H94ZM129 230V229H128ZM132 230H130V232L132 231ZM154 230V229H153ZM6 231H8V232H6ZM78 231H80V230H78ZM85 231V230H84ZM96 231V230H95ZM105 231V230H104ZM116 231V230H115ZM141 231H143V230H141ZM176 231H178V229H176ZM23 232V234H21ZM37 232H39L38 234H37ZM77 232V233H76ZM88 232V231H87ZM87 232H85V233H87ZM90 232V231H89ZM101 232V231H100ZM118 232V231H117ZM117 232H116V234H117ZM119 232H120V230H119ZM129 231L127 232L126 231V233L124 232V234H128V233H130ZM151 232V231H150ZM154 232V231H153ZM150 233V235L151 236H153V234L154 233ZM43 233H46V234H44V235H42ZM83 233V232H82ZM85 233H83L84 234V236H86L85 235ZM132 233V232H131ZM173 233V232H172ZM178 233V232H177ZM223 233H227V232H223ZM26 234V233H25ZM24 234V236L23 237H28V234L27 235H25ZM123 234V235H124ZM42 235V236H41ZM79 237H78V236ZM99 235H101V234H99ZM98 235V236H99ZM122 234L120 233H118V236H121ZM134 235H135V231H134ZM43 236L45 237V238H43ZM114 236H116V235H114ZM125 237H126V235H124ZM132 236V238L134 239L135 237H133V235H131ZM170 236H175V234H171ZM169 236V237H170ZM5 237V236H4ZM7 237H6V239H7ZM128 237H130L129 236V234H128ZM137 237H138V235H137ZM143 237V236H142ZM176 237H178V235L177 236H175V237H172V239L170 238H168L169 240H173V238H174V240H175V238ZM227 237H229L230 239V241H231V239L233 238V236H227ZM1 238H3L2 236H1ZM89 238V239H88ZM105 238V237H104ZM120 238V237H119ZM124 237L122 236L120 239L122 240ZM131 238V237H130ZM131 238V239H132ZM139 238V237H138ZM119 239V240H120ZM130 240L129 238H128V240H130V242L132 241H134V240H136V239H134V240ZM24 240V239H23ZM23 240H21L22 241V243H23ZM117 240H118V238H117ZM119 240H118V242H119ZM120 240V241H121ZM123 240H125V242H127L126 241V239H123ZM20 241V242H21ZM25 241V240H24ZM27 241H25L26 243H27ZM96 241V240H95ZM140 242H142L143 240H139ZM138 241V242H139ZM170 241V242H171ZM9 242L11 243V240H9ZM19 242V241H18ZM45 242V243H44ZM175 242H177V241H175ZM239 242V241H238ZM237 242V243H238ZM41 243H43V244H41ZM91 243H92V241H91ZM106 243H107V241H106ZM137 243V242H136ZM145 243V242H144ZM178 243V242H177ZM234 243V242H233ZM256 243V242H255ZM25 244V243H24ZM40 244H41V248H40ZM93 245H95L94 243H92ZM126 244V243H125ZM125 244H123V241H122V243H121V245H120V247L121 246H124ZM131 243H129V245H130ZM147 245H148V243H146ZM145 244V245H146ZM23 245V244H22ZM97 245V244H96ZM127 245V244H126ZM125 245V246H126ZM133 245H134V243H133ZM138 245V246H137ZM141 245H143V244H141ZM146 245V246H147ZM4 244L3 245H1L0 244V261H4V260H6V259H8V262H9V259H13V260H15V259H17L18 257H17V255H14V251L13 250H15L14 248L12 249V251H11V249L10 248H12V246L11 245H9V246H11V247H8V245L7 246H4ZM30 246H32V248L30 249ZM119 246V245H118ZM118 246H115V247H118ZM130 246H132V245H130ZM137 246V247H136ZM144 246V245H143ZM150 245H148V247H149ZM233 246V245H232ZM25 247V246H24ZM93 247H95V248H93ZM120 247H118V249H120ZM136 247V248H135ZM141 247V246H140ZM161 247H162V245L160 246V249H161ZM174 246H171L170 248L171 249H173L174 250V248H173ZM100 248V247H99ZM143 247H141V249H142ZM146 248V247H145ZM150 248H153L152 246L150 247ZM150 248H147L148 250L150 249ZM159 249V247L157 246L154 250H156V249ZM168 248V247H167ZM167 248H163L162 247V249L161 250H163V252H164V249L165 250H167ZM176 248H178V249H180L179 247H177L176 246ZM24 249V248H23ZM25 249H26V247H25ZM122 249V248H121ZM140 249V248H139ZM153 249H151L152 250V253L153 252H155ZM157 249V250H158ZM178 249H176V252H175V250L172 252L173 254H174V257H173V259H171L172 257L171 256H169V258H168V256L166 255V256H163V257H165V260H167L166 259V257L168 258V260H167V262H169V264H171L170 262H175L176 264H180L179 263V260H181V261H184V262H188L187 260H189L188 258H189V256H188V258L187 259H185L186 257V255H189V254H187V252H188V250L189 249H183L182 247H181V251H178ZM99 250V249H98ZM124 250V249H123ZM125 251H126V247H125ZM127 251H128V248H127ZM126 251V252H127ZM142 252H144L143 254H145V251H147V250H145V249H143V250H141ZM140 251V253H142ZM168 251V250H167ZM23 252V251H22ZM26 252V250H24V253ZM109 252V253H108ZM149 252H150V250H149ZM149 252L148 253H146V254H149ZM168 252H170V251H168ZM175 252V253H174ZM27 253H25V254H27ZM119 253V252H118ZM151 253V252H150ZM157 254L158 253H161L160 255H162V252H156ZM165 253V252H164ZM23 253H19V255H21L22 257H23V255H22ZM172 254V255H173ZM35 255V254H34ZM152 255V254H151ZM212 255H214V254H212ZM11 256H16V257H12V258H10ZM36 256V255H35ZM149 256H150V254H149ZM178 256L180 257V259L178 258ZM207 256V255H206ZM205 256V257H206ZM28 257H27V260L25 259L24 260V258H25V256L22 258V260H24L25 261V264L27 263V261H30V259L28 260ZM34 256H32L31 258H33ZM153 257H155V256H152V258ZM157 257H159V256H156L155 258H154V260L155 259H157ZM205 257H204V259H202V260H206L205 259ZM238 257H240V258H244V259H253V256L251 255V254H247L246 256L244 255V256H238ZM21 257H19V259H20ZM146 258L147 259H149L148 258V256H146ZM227 258H229V257H227ZM233 258V257H232ZM151 259V258H150ZM160 258H158L157 260H159ZM174 259H175V261H174ZM177 259H179V260H177ZM184 259V260H183ZM221 259V258H220ZM262 259V258H261ZM21 260V259H20ZM20 260H18L19 262H20ZM21 260V261H22ZM145 260V259H144ZM161 260H163L164 261V259H162V257H161ZM173 260V261H172ZM186 260V261H185ZM209 260H211V259H209ZM224 260V259H223ZM17 261V260H16ZM30 261V262H31ZM150 261H153V260H150ZM180 261V262H181ZM220 260H218V262H219ZM224 261H228V260H224ZM223 261V262H224ZM261 261V260H260ZM4 262H6V261H4ZM19 262H17V263H19ZM27 263V264H32V263ZM154 262V261H153ZM156 262H158V261H156ZM156 262H154L153 264H155ZM166 261H164V264H168L167 262L165 263ZM183 262V264H186V263H184ZM214 262V261H213ZM222 262V261H221ZM7 263V262H6ZM149 263H151V262H149ZM159 263H161V261H159ZM158 263V264H159ZM215 263H217V262H215ZM214 263V264H215ZM261 263V262H260ZM19 264H22V263H19ZM34 264V263H33ZM152 264V263H151ZM162 264V263H161ZM190 264V263H189ZM209 264H211L210 262H209ZM225 264V263H224ZM229 264H231V263H229ZM263 264V263H262Z\"/></svg>",
    "mask_w": 264,
    "mask_h": 264
},
{
    "label": "water",
    "instance_id": "95a60500",
    "mask_svg": "<svg viewBox=\"0 0 264 264\" xmlns=\"http://www.w3.org/2000/svg\"><path fill=\"white\" fill-rule=\"evenodd\" d=\"M160 1L165 0H0V95L3 98L0 100V136H4L7 128L15 120L25 119L37 114L40 111L39 106L43 104V101L45 102L46 97L48 98V96H43L44 92H55L58 83L66 82L68 83L66 86H70L71 83L74 84L77 79H80L85 85L92 84L91 81L94 80L92 76H79L78 73H74L69 78L60 80L57 73L53 74L52 72L70 62L80 52L91 59L99 68L105 69L119 79L139 87L143 91L148 90L157 97L204 100L219 96L225 87L234 89L243 86L246 80L241 79L238 74L239 60L237 58L233 59L230 56L231 54L221 62L225 66L224 69L220 71H200L198 74L190 68H186L187 65L181 67L173 59L165 60L160 58L161 56L159 59H154L142 53L137 47L134 48L132 45L123 46L124 38L122 40L118 38L117 42L119 43H117L110 35L109 37L108 35H102L107 30H94L95 32H93V30L88 29L90 32L83 31L79 34H73L71 33L73 30L69 29V32H62L58 36L46 35L44 32L46 27L53 28L37 19L40 15L71 10L75 15H84L91 25L104 29H129L136 24L137 14L141 9L148 12L157 11L159 15L162 12L157 6ZM197 1L195 0V2ZM245 1L241 0L242 3H245ZM257 7L258 10L264 11V8H261L258 4ZM258 16H251V21L254 25L260 26L262 43H264V17L260 16V18ZM218 18V21L222 20L226 27L232 21V17L229 15L221 14ZM240 43L236 41L228 44V46L247 50L253 46L240 45ZM221 44L220 42L217 45ZM214 48L218 50V46H214L212 50ZM224 53V49L219 50L217 55L222 57ZM39 78L45 80L42 85L38 86L37 80ZM252 78L254 81L255 78ZM53 80L57 85L50 86L55 91L47 86ZM96 82L101 81L97 80ZM93 84V88L109 103L114 112L116 110L122 115L125 113L128 118L134 112L133 104L121 99L114 89L106 86L103 82ZM19 85L23 87L21 93L17 91ZM62 86L61 95L57 102L55 101V104L65 105L75 98L83 100L88 97L85 90L75 88L77 91H71L70 88ZM144 113L146 112L142 111L137 114L139 120L144 116ZM148 115L151 118L150 113ZM151 122H153L152 119ZM151 122H148V126H146L148 134L159 128L158 123L155 125ZM184 130H175L171 136L176 137V132L180 133L181 138H177L182 140V147L190 146L191 141L196 142L197 148H195V151L198 152L188 153L187 158L183 160L186 164H190L187 166L194 168L192 164L195 161L206 160L204 155L209 144L208 137L202 131L186 130L184 132ZM220 138L224 139L225 134H222L214 144L221 143L220 146H222L226 139L221 142ZM149 139L152 141L151 137ZM55 140L57 139H50L42 149L55 152L57 159L59 158L62 161V166L64 163L71 166L69 162L73 164L74 168H70L72 170L71 174L84 184L86 190L91 189L90 184L85 179L89 174V161L84 158L91 153L80 157L79 162H73L74 158L65 155L61 141L56 143ZM155 144L159 145L160 143ZM171 146H169V149H171ZM196 153L199 154L196 155ZM246 159L249 160V158ZM256 160L264 163V154L257 157ZM208 162L211 166L213 165L211 161ZM214 166L212 168L208 166L209 168L206 167V169L212 170ZM81 167L84 170L80 169ZM195 173L196 170L192 172V177L197 174ZM238 176L229 180L226 179V183L230 180L232 182L244 180L242 175Z\"/></svg>",
    "mask_w": 264,
    "mask_h": 264
}]
</instances>
